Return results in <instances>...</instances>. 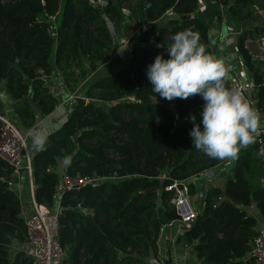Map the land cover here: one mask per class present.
<instances>
[{"label": "trees", "instance_id": "obj_1", "mask_svg": "<svg viewBox=\"0 0 264 264\" xmlns=\"http://www.w3.org/2000/svg\"><path fill=\"white\" fill-rule=\"evenodd\" d=\"M217 2L233 23L249 24L237 50L252 73L255 108L264 113V65L247 48L249 42L264 40V0ZM197 5V0H108L105 5L99 0H0V92L9 98V115L24 130L33 129L58 105L48 83L54 69L64 92L75 93L89 72L107 64L118 40L130 38L135 28L140 33L129 50V66L88 82L81 92L84 103L75 101L67 121L31 153L36 201L51 211L56 205L61 208L64 264H144L151 249L157 254L161 228L179 219L172 203L175 191L165 189L181 187L211 168L218 178V167L230 160L209 158L192 144L193 125L187 120L190 114L200 117L199 95L171 101L157 95L155 100L145 74L158 53L168 58L169 37L185 28L195 31L212 55L207 27L192 17ZM169 13L191 18L153 26ZM47 18L55 19V38L48 33ZM150 43L165 51H152ZM224 83L227 88V74ZM6 105L0 100V113L8 115ZM175 117L184 121L175 124ZM256 140L239 148L222 189L187 186L189 195L202 198L189 230L180 237L190 251L195 246L198 264H252L247 254L258 232L252 205L264 219V162L258 158ZM63 160H68L69 176L115 178L56 197L61 174L56 167ZM12 172L0 161V264L26 261L22 203L5 182ZM219 198L227 201L217 202ZM157 201L161 207L155 209Z\"/></svg>", "mask_w": 264, "mask_h": 264}, {"label": "clouds", "instance_id": "obj_2", "mask_svg": "<svg viewBox=\"0 0 264 264\" xmlns=\"http://www.w3.org/2000/svg\"><path fill=\"white\" fill-rule=\"evenodd\" d=\"M169 39L168 58L158 53L146 68L155 100L157 95L169 101L199 95V123L195 114L188 118L192 144L209 158L235 159L239 148L254 140L258 114L238 91L225 87L223 61L206 53L195 31L185 28Z\"/></svg>", "mask_w": 264, "mask_h": 264}, {"label": "built area", "instance_id": "obj_3", "mask_svg": "<svg viewBox=\"0 0 264 264\" xmlns=\"http://www.w3.org/2000/svg\"><path fill=\"white\" fill-rule=\"evenodd\" d=\"M220 11L223 12L222 6L218 5ZM169 13L168 15H170ZM55 19L48 22V33L55 38L56 24ZM108 30L112 36V26L108 25ZM146 27L141 29L145 32ZM230 40L225 36L218 37L216 45L217 51L223 52L224 47ZM133 43L130 38L125 40H118L114 50V57L119 59L123 64L130 60L129 50ZM162 47H157V52H164ZM226 74L228 80L227 88L236 90L249 103L251 108L255 111L256 105V89L252 83L242 82L240 76L236 73L232 66L226 67ZM51 134V133H50ZM26 134L16 126L11 117L7 114L0 113V161L12 167V179L20 181L21 178H26L29 194V212L23 213L26 244L24 248L27 249L26 261L23 264H64L66 259V252L60 245V232L58 228V218L60 216L61 208L56 205L54 209L49 210L47 206L39 204L35 199L33 174L31 169L32 151L28 148ZM256 148L258 149V158L264 162V127L257 125V134L255 136ZM216 169H208V171L200 174V180L206 184H211L217 179ZM115 177H81L79 175H67L65 172L60 174L59 182L55 187V195L59 197L66 192L73 189L83 187H94L100 182L109 181ZM11 187L12 184H9ZM13 189V188H12ZM167 191H175V196L172 200L174 208L179 216V223L181 229L189 230L190 223L195 217V210L189 204V191L186 184L177 187L172 184L167 187ZM14 192L16 190L14 189ZM250 250V259L252 264H264V226L258 229ZM185 251L184 257H187L191 251L187 246L182 245ZM159 264H184L173 263L168 260H158Z\"/></svg>", "mask_w": 264, "mask_h": 264}, {"label": "crops", "instance_id": "obj_4", "mask_svg": "<svg viewBox=\"0 0 264 264\" xmlns=\"http://www.w3.org/2000/svg\"><path fill=\"white\" fill-rule=\"evenodd\" d=\"M198 5L192 17L200 20L207 27V31L209 32V41L208 45L212 51V56L223 61L225 68L227 66H232L236 73L240 76L242 82L252 83V73L248 70L243 62V58L237 50V40L239 36L242 34L244 29H247L248 26H242L236 23H233L227 12L225 10L220 11L218 8L217 0H197ZM47 21H52V18H47ZM55 21V20H54ZM165 25V19H161L155 23L153 26L157 28H162ZM130 39L132 43H138L139 38V29L135 28L131 32ZM226 37L230 40L224 47L223 52L217 51L216 45L218 43V37ZM247 46H252V55L261 60L260 62L264 65V40L263 41H253L249 42ZM148 48L152 51L157 52V45L155 43H150ZM251 50V49H250ZM55 48L52 51V55L54 56ZM126 64H123L119 59L115 58L114 55L111 56L110 60L105 65H97L96 69L92 72L88 73V76L81 81V84L75 93H66L61 86V78L60 75L57 74L54 69L49 83H51V90L54 92L58 99V105L56 109L49 115L47 118H39L37 124L33 128L34 136H31L32 146L30 147L31 151H37L50 137V133L58 130L68 119L69 112L74 109V102L76 99L82 98L83 94L81 92L88 85V82H93L94 79L98 77H107L113 75L116 72L122 71L125 68ZM87 68L84 66V70ZM260 74L264 75V66L260 71ZM0 100L2 103L10 104L8 96H6L3 92H0ZM85 101V100H84ZM87 102V101H86ZM255 112L258 114V125L264 127V113L259 109L255 108ZM9 116V115H8ZM11 117V116H9ZM200 118V117H199ZM13 120V118H12ZM14 121V120H13ZM189 122V120H187ZM186 121V122H187ZM16 124V123H15ZM44 126L45 130L40 128ZM17 126V125H16ZM39 128V129H38ZM42 130V131H41ZM37 134V135H35ZM261 160V159H260ZM234 162L235 159H230L223 165H228V163ZM68 160H63L58 163L56 170L58 173H64ZM220 166V167H223ZM219 168V167H218ZM233 173L229 170L225 174L226 176L231 175ZM223 180L219 176L215 182L211 184H206L202 180H196L193 184L197 187L198 190L207 189L209 186H217L222 189ZM13 190H16V194L20 197L22 203V213L29 212L30 205L29 203V194H28V186L26 178H21L20 181L17 180L12 181ZM11 183V184H12ZM201 195L200 194H191L189 195L188 201L191 205L192 209L195 211L199 210V205L201 203ZM219 198L217 202H220ZM26 204V205H25ZM252 213L257 219L256 227L259 229L261 226H264V219L258 215L257 208L255 205L251 206ZM182 229L179 221H172L169 224L163 226L161 228L160 234L156 240V249H157V258L158 260L169 261L170 263H184V264H198L195 261L194 255L190 257V253L187 254V257H184L185 251L182 248L183 242L180 236H183ZM250 253V252H249ZM247 254V258L250 260V255ZM143 261V260H142Z\"/></svg>", "mask_w": 264, "mask_h": 264}, {"label": "water", "instance_id": "obj_5", "mask_svg": "<svg viewBox=\"0 0 264 264\" xmlns=\"http://www.w3.org/2000/svg\"><path fill=\"white\" fill-rule=\"evenodd\" d=\"M80 2L86 4V3H90V0H80ZM99 3L105 5V4L108 3V0H99ZM190 18H191L190 15H185V17H178V16H176L174 14H170V15H168L165 18V25L169 21H171V20H181V21H185V20L190 19ZM129 53H130V51H129ZM130 55H131V53H130ZM129 63L130 62L128 61L127 64H126V68L129 66ZM39 73H41V72H39ZM43 79L46 80L45 77ZM28 95H29V102H30V104H33V95H32V91L31 90H29ZM124 102L126 103L127 100H125ZM76 103L77 104H83L84 103V100L81 99V98L76 99ZM6 111H7L8 115H9V112H10V106L9 105H6ZM172 111L173 112H176V111H174V109H172ZM9 116H11V115H9ZM78 136L79 135L74 136L73 137V140L75 141ZM257 154H258V149H257ZM199 178H200L199 175H197V176H195L193 178H190L186 185L189 186L190 184H193V182L196 181V180H199ZM12 181H13L12 177L5 179V182H7L8 184H11ZM223 201H227V198H222L220 202H223ZM155 206H156L155 209L160 208L161 207L160 201H157L155 203ZM186 232H187L186 229H182V234H184ZM191 249L192 250L190 252V257L193 256V253H194V250H195V246H193ZM23 252L24 253H27V249L26 248H23ZM143 263L144 264H159L158 258H157V254H156L155 250L151 249V251L149 252L148 257H146L145 259H143Z\"/></svg>", "mask_w": 264, "mask_h": 264}, {"label": "rangeland", "instance_id": "obj_6", "mask_svg": "<svg viewBox=\"0 0 264 264\" xmlns=\"http://www.w3.org/2000/svg\"><path fill=\"white\" fill-rule=\"evenodd\" d=\"M248 48V50H250V52H252V46H248L247 47ZM49 83V82H48ZM51 83H49V85H50ZM52 85V84H51ZM5 104H7V105H9L8 103H5ZM13 117V116H12ZM175 120H174V122H175V124H179V123H181V122H183L184 120H182V119H178V118H174ZM13 120H14V123H16V125L18 126V127H20L19 126V124H18V122H17V119L16 118H14L13 117ZM197 120L199 121L200 120V118L198 117L197 118ZM186 122V121H185ZM40 128H42L43 130H45V127L44 126H42L41 127V125H40ZM20 129L22 130V132H23V134H26L28 137V140H27V145H28V148L30 149V147L32 146V143H31V136L33 135L34 136V134H32L33 133V129H30V130H24V129H22L21 127H20ZM39 129V128H38ZM42 131V130H41ZM35 135H37V134H35ZM233 167H234V162H230L229 161V163H228V165H223V167H219L218 168V171L219 172H221V173H226V171H230V172H232L234 169H233ZM219 176V179L221 178L222 180H225V178H227V176L225 175V174H221V175H218ZM27 204H29V203H27ZM26 205V204H25Z\"/></svg>", "mask_w": 264, "mask_h": 264}]
</instances>
